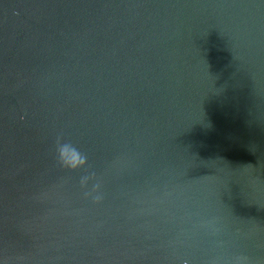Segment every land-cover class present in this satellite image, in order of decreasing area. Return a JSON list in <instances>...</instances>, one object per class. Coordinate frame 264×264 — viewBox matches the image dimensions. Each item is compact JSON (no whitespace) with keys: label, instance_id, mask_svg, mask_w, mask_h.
I'll return each instance as SVG.
<instances>
[{"label":"water","instance_id":"1","mask_svg":"<svg viewBox=\"0 0 264 264\" xmlns=\"http://www.w3.org/2000/svg\"><path fill=\"white\" fill-rule=\"evenodd\" d=\"M239 255L264 264V0H0V264Z\"/></svg>","mask_w":264,"mask_h":264},{"label":"clouds","instance_id":"2","mask_svg":"<svg viewBox=\"0 0 264 264\" xmlns=\"http://www.w3.org/2000/svg\"><path fill=\"white\" fill-rule=\"evenodd\" d=\"M56 155L59 165L71 171H79L80 169H87L88 167L87 157L81 153L79 148L62 137L56 141ZM94 178V173L85 171L80 177L81 186L87 188L89 181ZM93 193L95 194L93 195ZM86 195L92 196L97 202L100 201L102 199L101 185L95 183L92 192H88ZM233 264H251V260L245 255H239L235 258Z\"/></svg>","mask_w":264,"mask_h":264}]
</instances>
